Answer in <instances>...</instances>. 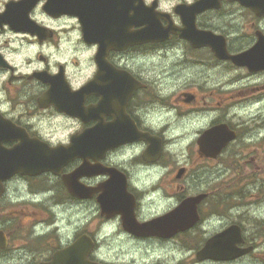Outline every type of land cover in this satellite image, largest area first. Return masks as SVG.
I'll list each match as a JSON object with an SVG mask.
<instances>
[{"label":"flooded vegetation","instance_id":"obj_1","mask_svg":"<svg viewBox=\"0 0 264 264\" xmlns=\"http://www.w3.org/2000/svg\"><path fill=\"white\" fill-rule=\"evenodd\" d=\"M201 1L180 0L171 9V0H147L144 7L135 8L137 0H23L20 5L6 6L0 22L18 33L37 35L41 41L52 43L59 39L61 30L69 29L71 18L78 17L84 39L99 44L95 57L99 71L75 93L66 73L51 77L34 72L23 78V84L18 76L8 80L0 77V89L7 92L13 107L23 105L19 117L8 119L0 113V233L6 241L0 248V262L62 264L67 252H73L76 259L86 255L87 261L101 264L93 256L97 226L104 217L120 213L124 228L137 242L190 250L191 255L180 264H264V69L257 68L264 64V49L237 67L229 60L217 59L212 47L195 48L181 36L195 28L223 38L229 55L243 54L264 40V15L258 16L238 0H207L208 8L194 11L192 6ZM129 11L134 14L129 16ZM29 12L35 17L32 21ZM151 13L161 27H171L177 33L160 42L136 40V34L147 30ZM190 16H194L192 20ZM176 17L181 21L179 27ZM61 19L63 23L57 24ZM177 49H182L179 55ZM138 60L148 63L137 64ZM0 63L7 62L0 59ZM181 79L190 80L191 86L179 88ZM174 81L175 90L162 98L159 93L169 90ZM214 82L217 86L211 88ZM26 87L47 91L42 98L34 94L24 101L19 97ZM236 99H240L239 108ZM157 102L175 107L178 119L186 117L193 122L202 110L219 113V118L189 145L184 165L176 164L167 151L169 141L163 131L153 134L141 127L136 110H147ZM53 106L80 121L69 148L80 146L82 157L69 161L59 175L14 172L10 164L24 153L33 155L38 145L48 147L31 130L29 118L42 117L45 110L51 113ZM218 126L224 127L225 141L220 152L211 155L215 141L204 135ZM105 129L119 133L124 142L88 156L85 149L99 146ZM139 140H147L150 147L128 167L167 166L169 173L155 187L180 201L166 216L143 224L135 215L138 201L147 191L139 193L128 187L130 173L123 167L110 166L105 159L109 153L114 157L126 154L132 142ZM56 148L68 147L58 144ZM84 163L93 169L70 180ZM105 175L110 179L105 181ZM25 185L29 194L40 195L43 202H9L10 194L21 193ZM50 190L55 195L46 197ZM103 195L112 201L109 210L101 207ZM54 204H62L65 210L71 209L72 215L88 221L67 245L59 242L57 220L50 210ZM93 204L101 207L100 217L93 215ZM230 209L234 210L231 214ZM216 218L226 221L218 225ZM37 228L47 229L45 235L33 236Z\"/></svg>","mask_w":264,"mask_h":264},{"label":"clouds","instance_id":"obj_2","mask_svg":"<svg viewBox=\"0 0 264 264\" xmlns=\"http://www.w3.org/2000/svg\"><path fill=\"white\" fill-rule=\"evenodd\" d=\"M179 2L180 0H174V3L169 5V9ZM193 2L194 0H188V3ZM9 3L20 5L23 0H4L3 3H0V17H3ZM146 3L147 0H137L133 7L140 5L144 7ZM128 14L131 16L134 13L129 11ZM64 16L66 17L67 14ZM28 17L30 21L35 19L31 12L28 13ZM61 23H63L62 19L57 21V24ZM175 24L177 27L180 26L179 17H176ZM58 36L59 39L55 43L49 40L41 41L37 35L18 33L10 25L0 22V59L7 62L6 64L0 63V77L8 80L10 76H18L21 77L18 82L23 84V78L31 76L34 72L45 73L51 77H55L58 73H66L72 82L71 91L75 93L81 86L93 80L99 71V65L95 59L99 44H89L84 39L82 25L79 18L75 16L71 18L69 29L61 30ZM180 51L182 49H177L178 55ZM136 63L148 62L138 60ZM60 65L64 66L63 69L59 67ZM46 91L47 89L43 87L36 89L26 87L22 89L19 99L27 101L34 94L42 98ZM171 91L173 89L165 90L159 95L163 98ZM22 108L23 105H17L14 108L7 92L0 89V113L6 114L8 119H12L21 115L19 109ZM232 111H236V109H232ZM136 115L141 120L142 128L153 134L163 131L164 137L169 141L166 149L178 165H184L187 162L189 145L205 128L210 127L219 118V113L216 110L209 109L198 112L194 122L187 120L186 117L178 119L175 107H168L158 102L147 110L138 108ZM29 123L32 125L31 130L45 142L48 150L55 149L58 144L70 147L72 133L80 128V121L77 118L59 113L54 106L51 113L45 110L42 117L32 115L29 118ZM149 147L147 140L134 141L126 150V154L114 157L109 153L105 156L110 166L123 167L130 173L128 187L139 193L147 191V195L140 197L139 211L135 215V219L141 224L156 217L166 216L180 204L174 194L165 195L162 188L155 187L169 173L167 166L138 164L133 166L135 170L128 167V163L132 159L141 156ZM103 179L107 181L110 177L105 175ZM26 187L25 185V190L19 194H10L9 202L17 203L24 200H31L33 203L43 202V197L29 194ZM54 195V191L51 190L45 193L46 197ZM50 210L57 220V235L61 245H67L74 240L76 232L88 223L87 220L72 215L71 209L65 210L62 204H54ZM229 211L231 214L234 210L230 209ZM101 213L102 209L99 204H93V215L100 217ZM225 221L226 218H216L218 225H222ZM46 231L47 229L44 231H40L39 228L34 229L33 236L45 235ZM94 241L96 248L93 256L101 264H180L182 260L191 255L190 250L173 245L137 242L132 234L124 228L123 217L120 213L103 218L102 223L97 226ZM87 259L85 257V260ZM13 264H25V262L16 260L13 261Z\"/></svg>","mask_w":264,"mask_h":264},{"label":"water","instance_id":"obj_3","mask_svg":"<svg viewBox=\"0 0 264 264\" xmlns=\"http://www.w3.org/2000/svg\"><path fill=\"white\" fill-rule=\"evenodd\" d=\"M238 2L251 9L258 15H264V0H238ZM207 0H203L199 3L194 4L192 7L195 10H203L208 8ZM194 16H190V20L193 19ZM150 20V27L147 28L145 32L141 31L140 34L136 35L135 38L141 39V38H147V40L154 41V42H160L163 40H167L169 38V34H176L177 31H174L172 28L170 29H160L155 24L158 22V19L154 14L151 13V16L149 18ZM187 22H189V19L185 18ZM207 36L204 32H197L195 28L187 29L186 35H181L183 38H186L189 40L194 47H200L204 45H208L205 43H197L195 40H197V37L203 38V36ZM211 47L215 54L222 59H229L237 66H242L244 63V59L249 58L251 54L255 55L258 53L261 49H264V40H259L258 44L255 45L251 50H249L246 53L240 54L238 56L230 57L226 54L225 48H224V42H221L220 44L212 43ZM259 69H264V64L258 65ZM106 130V129H105ZM205 139L212 138L215 141V147L214 152L211 153V155H216L221 150L225 138H224V127L219 126L215 127L212 130L208 131L205 135ZM204 139V138H203ZM124 142L120 139L119 133H116L115 131H109L106 130L102 134V139L99 142V146L90 148L88 147L85 149L88 156L92 157L93 154L96 153V151H105L112 146H116L117 144ZM95 143V142H94ZM37 147V148H36ZM34 148L33 155H27L26 153L23 154V157L16 160L12 164H10L14 168V172H19L21 174H41L44 172H52L55 175H58L60 173V170L63 166H65L69 161L76 157H82L81 151L82 148L80 146H73L71 148H55L48 150V147L38 145ZM92 150V151H91ZM87 169H93L87 166V164H82L81 167L77 170L74 177H69L70 180H76L81 176L82 173H84ZM69 187V186H68ZM107 197H111L109 194L106 195ZM104 198H101L100 204L102 209L109 210L110 206L112 204V201L105 200V195H103ZM5 246V239L4 236L0 233V248H3ZM89 249V247H88ZM68 256H64L62 260V264H94L90 263L88 261L85 262L86 255H81V260L76 259V254L73 252H67ZM64 262V263H63ZM50 264V263H46Z\"/></svg>","mask_w":264,"mask_h":264},{"label":"rangeland","instance_id":"obj_4","mask_svg":"<svg viewBox=\"0 0 264 264\" xmlns=\"http://www.w3.org/2000/svg\"><path fill=\"white\" fill-rule=\"evenodd\" d=\"M174 3V0H171L170 4H173ZM169 5V4H168ZM168 5H163L164 7L165 6H168ZM190 84H192V82L190 80L184 82L182 79H181V83L179 84V88L183 89L185 88L186 86H191ZM175 81L172 82L169 86H170V89H174L175 90ZM216 83H212V85L210 86L211 88L213 87H216ZM217 101H221V104L223 103V100H217ZM235 104H237V108H239V103H240V99H236V101L234 102ZM238 111V110H237ZM0 264H3L2 261L0 262Z\"/></svg>","mask_w":264,"mask_h":264}]
</instances>
